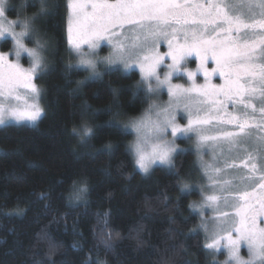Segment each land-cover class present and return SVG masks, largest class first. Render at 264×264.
I'll list each match as a JSON object with an SVG mask.
<instances>
[{"label":"trees","instance_id":"trees-1","mask_svg":"<svg viewBox=\"0 0 264 264\" xmlns=\"http://www.w3.org/2000/svg\"><path fill=\"white\" fill-rule=\"evenodd\" d=\"M22 10L41 16L51 65L36 80L40 120L0 128V264H214L186 179L192 150L148 174L135 166L122 121L146 106L138 71L87 79L71 65L68 0Z\"/></svg>","mask_w":264,"mask_h":264},{"label":"snow or ice","instance_id":"snow-or-ice-1","mask_svg":"<svg viewBox=\"0 0 264 264\" xmlns=\"http://www.w3.org/2000/svg\"><path fill=\"white\" fill-rule=\"evenodd\" d=\"M72 7L74 17L68 28V43L77 51L85 44L95 48L102 39H106L115 49V56L109 58V63L120 60L128 67L134 56L145 76L156 74L162 59L157 51V45L161 41L167 42V56L172 61L170 68H175L185 55L193 52L201 62L209 57L215 62L219 76L224 79L223 85H193L187 89L169 86L168 92L173 100L163 112V118L155 125L158 133H163L171 125L174 136L196 131L201 144L227 141L231 145L242 137L253 135V129L264 131V119L261 123H249L256 118L251 97L259 91L260 98L264 101V0H234L231 5L225 4L223 7L211 3V0L208 5L194 0H75ZM89 7L90 11L87 10ZM3 11L4 8L0 6V14ZM257 15L261 18L256 19ZM126 25L139 26L145 30L143 40L134 44L131 50L124 49L120 42L123 33L117 32V29H124ZM24 26L28 27L27 24ZM169 28L171 32L167 30ZM178 37L183 39V43L178 42ZM125 52L128 53L127 56ZM141 52L147 54L141 57ZM81 63L91 64V61L82 60ZM204 75L207 76V72ZM5 80L11 90L18 87L21 80L30 81L31 74L22 72L14 64L0 65V88L4 87ZM257 83L259 88L256 87ZM27 86L26 84L25 87ZM31 90L36 92L34 86ZM193 93L201 97L195 101L199 107L194 118L189 112L188 125L182 128L175 123L177 115L174 113H178L181 105L185 111L190 109ZM225 100L233 103V107L242 106L239 109L240 115H230L227 112L220 115L225 108ZM33 108L34 110L26 112L11 110L8 115L17 120L35 121L40 115V109L38 106ZM248 108H252L253 112H247ZM259 112L264 118V107ZM213 121L235 124L239 131L209 135L206 126ZM3 122L4 115L0 114V123ZM86 131L90 132L91 129ZM137 151L139 152L138 148ZM170 151L161 148L151 156L140 153L137 164L147 171L151 163L169 162ZM251 179L255 184L253 190L240 191L236 195L237 204L234 206L230 226L224 221L215 227L228 233L223 239L234 256L241 241H246L248 249L254 255H260L264 264V227L257 223L258 218L264 217V176L259 178L260 182H256L255 178ZM215 199L209 197V200ZM224 216L228 217V214L224 213ZM220 245V239H216L209 247Z\"/></svg>","mask_w":264,"mask_h":264},{"label":"rangeland","instance_id":"rangeland-1","mask_svg":"<svg viewBox=\"0 0 264 264\" xmlns=\"http://www.w3.org/2000/svg\"><path fill=\"white\" fill-rule=\"evenodd\" d=\"M11 1L0 0V6L4 8L3 13L0 14V33H3L0 35V65H17L22 72L31 74V80H21L19 86L13 87L11 90L5 80L4 87L0 88V114L4 115V122L0 123V128L9 123L29 125L36 124L40 120L45 108H43L42 103V88L36 80L51 65L49 53L51 43L40 35L35 27L36 19L41 18V16L35 14L34 16L27 15L28 17H26L25 14L28 13L22 10V8L26 9L32 0L22 1L23 3L20 2L14 17L8 11L11 8ZM205 1L194 0V2H199L200 4H205ZM74 2L75 0H68L67 30L74 17L72 7ZM87 10L90 11V7ZM237 11L246 12L247 10L237 9ZM256 11L259 12V9H256ZM25 24L28 25L27 28L24 26ZM167 30L171 32V28ZM117 32L123 33L120 36V42L124 45V49L128 50H131L134 44H139L145 35V30H142L139 26L133 27L126 25L124 29H117ZM177 39L179 43H183L182 38L178 37ZM5 40L11 41L12 46L8 49H2V43ZM68 45L71 52V65L81 70L83 69L88 74L87 79L93 80V78L101 76H95L94 72L102 73L103 75L105 71L115 69H120L125 73L138 71L139 80L137 87L146 94V106L138 114L130 115L122 121V126L131 132L128 148L132 152L135 166L143 173L148 174L152 171V168L157 166H173L176 154L186 150H192L195 161L193 162L192 168L188 170L186 179L191 185L190 191L199 194L197 200L193 202V209L199 212V229L204 236L205 245L212 254L221 256L220 258H216V262L218 261L219 264H224V261L229 256L234 255L226 247V240L223 239L228 233L220 231L215 225L227 221L230 226L231 218L235 212L234 206L237 204V193L240 191H252L255 184L251 178H255L256 182H260L259 178L264 176V173H262L264 171V158L261 157L264 154V139H261V137H264V132L262 133L258 130L257 132L253 129V135L242 137L240 141L231 145L227 141L201 144L199 134L196 131L179 133L174 136L172 135L171 125L163 133H158L155 127L163 118V112L173 100V97L168 92L170 85L173 87L178 86L180 89H187L193 87V85L200 87L204 85L220 86L224 84L223 78L221 82H217V77L220 76L215 62L210 57L204 62H201L193 52L185 55L175 68H170L169 65L172 64V61L167 56L169 52L167 42L161 41L157 45V51L162 59L156 69V74L145 76L134 56L129 61L128 67H125L124 63L120 60H117L115 63H109V58L115 56V49L106 39H102L95 48L85 44L79 51L73 49L69 43ZM93 49H98L100 54L107 53L106 56H101L98 53L96 57V59L105 60L106 64L93 70L77 67V65L81 64L82 60H93V57L89 54ZM124 54L127 56L128 53L125 52ZM146 54L147 52L140 53L141 57ZM210 62L213 65L208 66ZM4 70L5 72L7 71L6 68ZM205 72H207V76L204 75ZM189 73L191 76H189ZM162 81L164 83H161ZM26 84L28 85L27 87H25ZM32 86L36 89L35 93L31 90ZM256 87L259 88L258 83ZM154 89L156 90L155 96L151 95ZM191 96L193 103L190 109L185 111L183 105H181L178 113H174L177 115L175 123L182 128L188 125L189 112L192 113V117L194 118L196 109L199 107L195 101L201 99V97L195 93L191 94ZM251 103L255 105L254 115L256 118L249 123H261L264 118L260 116L259 109L264 107V101L261 100L259 91L251 97ZM232 104L225 100V108L220 115H223L224 112L230 115H240L238 109L242 106L237 105L234 108L237 111L234 110L232 113L235 114H232L231 108L229 107ZM33 106H38L40 109V115L35 121L28 119L17 120L8 115V112L11 110L19 112L32 111L34 110ZM247 112L252 113L253 111ZM206 127L208 129L207 134L209 135L239 131L235 124H219L218 121H213L211 125ZM161 148L171 150L169 162L160 163L157 161L151 163L147 171H144L138 166L137 160L139 159L140 153H143L145 156H151ZM176 149H179V151H175ZM253 165H255V169H253ZM216 169L220 171H216ZM209 197H215L216 199L214 201L209 200ZM224 213H227L228 217H225ZM258 219L257 223L261 227H264V222H262V220L264 221V217ZM229 230H231L230 227ZM216 239H220L221 245L219 247H209ZM239 252L241 255L248 257L252 261V264H262L260 255H254L248 249L246 241H241V246L237 253Z\"/></svg>","mask_w":264,"mask_h":264},{"label":"clouds","instance_id":"clouds-1","mask_svg":"<svg viewBox=\"0 0 264 264\" xmlns=\"http://www.w3.org/2000/svg\"><path fill=\"white\" fill-rule=\"evenodd\" d=\"M98 49H93L89 54L91 57H93V60L91 61V64L87 63H81L80 65H77V67L85 68L87 70H93V65L94 69L100 67L103 64H106V61L103 59H96L97 54H98ZM79 55V54H78ZM101 56H106V54H100ZM95 76H100L102 73L94 72ZM156 90L154 89L151 95L155 96ZM175 151H179V149H176ZM214 264H218V262H214ZM224 264H252V261L248 259V257H245L244 255H241V253H237L235 256H229L226 261H224Z\"/></svg>","mask_w":264,"mask_h":264},{"label":"flooded vegetation","instance_id":"flooded-vegetation-1","mask_svg":"<svg viewBox=\"0 0 264 264\" xmlns=\"http://www.w3.org/2000/svg\"><path fill=\"white\" fill-rule=\"evenodd\" d=\"M212 2L215 3V4H219L220 6L223 7L225 4H229V5H231L232 3H234V0H211V3H212ZM208 4H209V0H206V1H205V5H208ZM255 18L257 19V18H261V17H260L259 15H257ZM209 65H213L212 62H210V63L208 64V66H209ZM222 80H223L222 78L217 77V82H221ZM229 107L231 108V113L234 112V110H235L234 108H235V107H233V104L230 105ZM237 109H238V108H237ZM238 110H239V109H238ZM235 111H237V110H235ZM247 111H253V109H252V108H248ZM232 114H235V113H232ZM246 130H247V129H246ZM255 130H256V131L258 130V131H260V132H262V133L264 132V131L259 130V129H255ZM258 131H257V132H258ZM261 157L264 158V154H262ZM262 173H264V171H263ZM262 222H264V221L262 220Z\"/></svg>","mask_w":264,"mask_h":264}]
</instances>
